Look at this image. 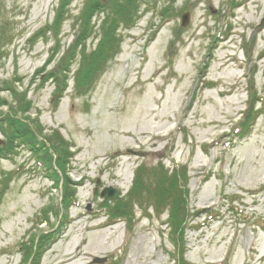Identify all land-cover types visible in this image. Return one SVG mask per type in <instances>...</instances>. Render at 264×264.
I'll return each mask as SVG.
<instances>
[{
  "label": "rangeland",
  "instance_id": "374dc122",
  "mask_svg": "<svg viewBox=\"0 0 264 264\" xmlns=\"http://www.w3.org/2000/svg\"><path fill=\"white\" fill-rule=\"evenodd\" d=\"M59 1H0L8 35L0 80L25 91L26 120L69 142L74 189L62 207L60 185L28 149L0 157V264H30L28 243L41 234L52 239L38 264L77 253L74 264H264V0H142L132 26L118 28L119 53L84 95L73 88L76 49L54 107L45 74L71 49L89 0H71L56 28ZM103 16L92 15L85 51ZM0 97L3 145L2 120L17 103L9 91ZM251 103L260 113L240 130ZM159 165L182 172L190 210L182 232L147 193L127 218L109 214L139 166Z\"/></svg>",
  "mask_w": 264,
  "mask_h": 264
},
{
  "label": "trees",
  "instance_id": "16d2710c",
  "mask_svg": "<svg viewBox=\"0 0 264 264\" xmlns=\"http://www.w3.org/2000/svg\"><path fill=\"white\" fill-rule=\"evenodd\" d=\"M70 1H59L53 20L56 28L63 21L66 7ZM141 1H88L81 16L79 33L75 36L71 49L67 50V55L56 68L47 71L45 74L46 79L51 78L54 83L51 94L52 106H57L68 86L70 59L73 60L77 48L80 49V54L77 68L72 76L73 88L78 95H84L89 92L106 65L119 53L121 36L118 33V28L120 26L126 28L132 26ZM98 12L104 13L98 24L99 41L94 49L85 51L84 43L94 31V23H91L92 15ZM52 27L48 25L47 28L51 30ZM2 29H0V46L2 45L1 41L7 35ZM41 33L43 34L44 31H41ZM13 82L15 81L0 80V90L9 91L14 102L17 103L15 107H11L6 112L2 120L5 126L1 130L4 135V141L3 145H0V157L11 154L17 145L28 149L30 154L47 171V176L51 177L54 186L58 188V185H60L62 192L60 205L62 207L63 205L67 206L72 200V191L74 190L68 177V166L73 156L70 144L58 130L43 134L40 124L37 122L31 123V121L25 119L28 117L26 112L30 109L29 101L26 99L25 91H18ZM4 103L6 101L0 97V105ZM254 105L255 103H251V111L245 113L241 120L240 130L245 129L255 119V116L260 113L259 109L255 108ZM173 169L171 171L163 169L161 165L156 167L139 166L135 171L132 185L126 195L115 200L114 202L116 203L113 204V207H109V204L106 205V208L109 207V214L112 217L129 216L132 203H142V194L147 193L148 195L151 194L156 207L160 206L163 209L164 206H167V222L170 228L174 231L182 232L186 226L190 210L186 204L187 194L184 188L185 184L182 183V181L184 182L182 172L178 169ZM153 182L155 183L150 188ZM47 210V207L41 210L44 214L43 217H47ZM58 211V208L52 209L51 214L57 217ZM50 239H52V234H41L36 240V246L34 245L35 238L31 239L26 251L29 252V254H26V262L31 259L30 264H38L41 253L49 246Z\"/></svg>",
  "mask_w": 264,
  "mask_h": 264
},
{
  "label": "water",
  "instance_id": "95a60500",
  "mask_svg": "<svg viewBox=\"0 0 264 264\" xmlns=\"http://www.w3.org/2000/svg\"><path fill=\"white\" fill-rule=\"evenodd\" d=\"M182 25H185L187 23V14L182 15V21H181ZM114 189L112 188H108V189H104L101 193L100 196H103L104 199H110L113 194H114ZM94 194L96 195V191L94 192Z\"/></svg>",
  "mask_w": 264,
  "mask_h": 264
},
{
  "label": "bare ground",
  "instance_id": "6f19581e",
  "mask_svg": "<svg viewBox=\"0 0 264 264\" xmlns=\"http://www.w3.org/2000/svg\"><path fill=\"white\" fill-rule=\"evenodd\" d=\"M78 254H81V253H77L76 255L68 256L63 261L66 262L67 264H74L76 260H73V259L76 258L78 256Z\"/></svg>",
  "mask_w": 264,
  "mask_h": 264
}]
</instances>
